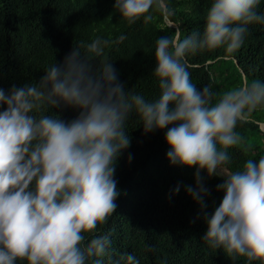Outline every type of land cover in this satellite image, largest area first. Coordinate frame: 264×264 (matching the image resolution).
Instances as JSON below:
<instances>
[{"label":"clouds","instance_id":"1","mask_svg":"<svg viewBox=\"0 0 264 264\" xmlns=\"http://www.w3.org/2000/svg\"><path fill=\"white\" fill-rule=\"evenodd\" d=\"M261 3L210 0L202 28L157 36L151 97L119 79L105 54L112 41L102 36L72 45L38 80L0 88V264L111 261L109 234L99 228L117 207L116 165L130 146L133 119L145 134L164 132L170 165L195 167L194 184L183 187L201 210L210 195L205 179L223 177L219 205L204 212L201 240L232 264H264V153L230 168V150L243 143L238 126L264 109V80L245 79L218 93L213 83H193L189 61L221 47L238 50L250 26L264 25ZM159 6L160 0H114L113 8L133 24L151 21ZM65 108L77 115L64 120L54 111ZM180 189L177 183L172 194ZM122 262L139 259L122 253L112 264Z\"/></svg>","mask_w":264,"mask_h":264},{"label":"trees","instance_id":"2","mask_svg":"<svg viewBox=\"0 0 264 264\" xmlns=\"http://www.w3.org/2000/svg\"><path fill=\"white\" fill-rule=\"evenodd\" d=\"M209 4L210 0H160L151 21L129 24L113 8L114 0H0V88L38 80L54 60H62L71 51L72 45L102 36L112 41L105 54L113 60L119 79L126 81L127 88L151 97L157 92L151 74L155 39L165 33L177 34V29L182 36L202 28ZM260 8L264 10V0ZM120 35L126 38L119 41ZM189 61L193 83L198 87L213 83L218 93L245 79L264 80V25L250 26L238 50L229 52L221 47L191 55ZM54 111L64 120L77 115L71 108ZM260 123L264 124V109L253 111L238 126L243 143L230 150V168L264 153ZM128 135L130 146L118 158L115 171L120 190L117 207L99 228L111 240V261L102 258L103 264H112L122 253L135 254L139 264H232L222 250L211 249L201 240L206 231L204 212L211 214L219 205L223 193L216 191V185L223 177L205 179L210 195L207 207L201 210L183 187L194 184L195 167L169 164L164 132L145 134L133 119ZM177 183L181 189L173 195Z\"/></svg>","mask_w":264,"mask_h":264},{"label":"water","instance_id":"3","mask_svg":"<svg viewBox=\"0 0 264 264\" xmlns=\"http://www.w3.org/2000/svg\"><path fill=\"white\" fill-rule=\"evenodd\" d=\"M161 6H162V8L164 9V11H165V6H164V4L163 3H161ZM165 20H166V22H168V24L169 25H171L172 23L169 21V19L167 18V17H165ZM177 36H178V32H177V34H176ZM263 126H264V124L263 123H260L259 124V127H260V129L264 132V128H263Z\"/></svg>","mask_w":264,"mask_h":264},{"label":"bare ground","instance_id":"4","mask_svg":"<svg viewBox=\"0 0 264 264\" xmlns=\"http://www.w3.org/2000/svg\"><path fill=\"white\" fill-rule=\"evenodd\" d=\"M263 128H264V126H263Z\"/></svg>","mask_w":264,"mask_h":264}]
</instances>
